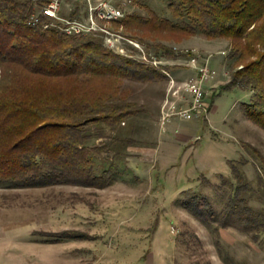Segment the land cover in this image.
Segmentation results:
<instances>
[{
	"label": "rangeland",
	"instance_id": "obj_1",
	"mask_svg": "<svg viewBox=\"0 0 264 264\" xmlns=\"http://www.w3.org/2000/svg\"><path fill=\"white\" fill-rule=\"evenodd\" d=\"M143 1L160 16L173 18L167 0ZM112 2L121 3L127 14L149 16L137 0ZM76 10L75 17H86L84 0H63L61 15L70 18ZM110 27L156 57L158 43L175 47L182 55L187 49H195L217 70L206 83L208 105L216 98L214 93H222L207 115L174 119L169 131L163 132L159 120L170 88L167 80L124 79L122 88L129 100L137 102L143 111L115 130L89 126L92 132L101 129L106 135L94 136L92 146L112 142L109 151L95 155L98 172L112 162L117 164L112 183L99 188L0 182V264L38 260L45 264L143 263L152 250L156 231L158 243L165 236L173 241V264H264V231L256 240V229L240 222L237 208L225 216L236 184L231 159L245 172L248 182V190L241 197L264 212V128L248 118L243 107L254 92L239 87L223 91L234 70L231 41L154 30L149 32L152 38H142L138 30L131 32L115 23ZM93 36L104 40L100 33ZM124 45L138 59L140 49L127 40ZM171 66H176L171 72L180 80L190 77L187 67ZM186 124L197 125L189 133L191 140L173 137ZM169 136L174 143L164 145L163 137ZM197 193L211 201L214 214L208 213L209 222L199 220L182 205ZM69 237L77 238L75 247H87L68 252L73 245L58 242Z\"/></svg>",
	"mask_w": 264,
	"mask_h": 264
},
{
	"label": "trees",
	"instance_id": "obj_2",
	"mask_svg": "<svg viewBox=\"0 0 264 264\" xmlns=\"http://www.w3.org/2000/svg\"><path fill=\"white\" fill-rule=\"evenodd\" d=\"M47 1L0 0V182L104 188L112 183L118 166L112 162L98 172L95 155L109 151L112 142L92 146L94 136L106 135L101 129L92 132L89 126L115 130L143 111L129 100L122 88L124 79L166 80L164 69L176 66H155L125 56L93 34L69 35L58 26L46 27L44 16L33 23V14ZM137 1L149 16L130 12L115 24L138 30L142 38L151 37L154 30L229 39L234 70L223 91L234 87L253 91L243 107L247 117L264 128V0H167L173 18ZM156 47L159 57L181 56L170 45ZM236 163L229 161L236 184L225 216L239 209L240 222L256 229L254 238L259 240L264 212L241 197L248 182ZM182 205L205 223L208 213L214 214L210 199L198 193Z\"/></svg>",
	"mask_w": 264,
	"mask_h": 264
},
{
	"label": "built area",
	"instance_id": "obj_3",
	"mask_svg": "<svg viewBox=\"0 0 264 264\" xmlns=\"http://www.w3.org/2000/svg\"><path fill=\"white\" fill-rule=\"evenodd\" d=\"M62 3L63 0H48L40 6L39 11L33 14L32 22L37 23L41 16H44L48 19L46 27L58 26L69 35L100 33L104 36V43L109 48L120 54L135 57L127 52L124 45V40H127L140 49L141 53L138 55V59L144 63L155 66L181 65L191 71L190 77L180 80L171 70L164 69L170 88L165 97L159 120L163 132L169 131L168 126L174 119L193 120L208 114L206 83L217 74V70L210 65L209 58L195 49H187L183 56L174 47L182 55L177 58L181 61L170 62V58L156 57L147 52L140 44L126 38L121 31L110 27L115 21H120L127 15L126 8L121 3L115 4L112 0H84L87 12L86 17L83 18H67L61 15ZM120 27L123 28V25L121 24Z\"/></svg>",
	"mask_w": 264,
	"mask_h": 264
},
{
	"label": "crops",
	"instance_id": "obj_4",
	"mask_svg": "<svg viewBox=\"0 0 264 264\" xmlns=\"http://www.w3.org/2000/svg\"><path fill=\"white\" fill-rule=\"evenodd\" d=\"M188 73H191V71L189 70ZM219 76V75H218ZM217 78V77H216ZM197 123V122H196ZM197 126V125H196ZM196 126H190L188 124L185 125V127L183 129H181L182 131L178 134H174L173 137H177V138H182L185 137V138H188V140H191L189 139V135L194 131L195 127ZM190 133V134H189ZM171 135V134H170ZM162 138V137H161ZM172 144L174 143V139L169 136V137H163V144L166 145V144ZM156 235L154 236L153 240H152V250L151 252L148 253L149 256H146L144 257L143 259V263H139L137 262L136 264H173L171 261H170V256L172 254V249H173V241H171L169 238H167L165 236V240L162 242V241H159L158 243V234L159 232L156 231L155 233ZM77 238L76 237H69V238H64L63 240H61L60 242H58V244H62V245H73V247H69L68 248V252H72L73 251H76L77 249H82V247H87L85 246H79L80 248H77L75 247L76 244H77ZM84 243H87V242H84ZM75 247V248H74ZM27 264H45L43 260L41 261H37L36 263L35 262H28ZM135 264V263H134Z\"/></svg>",
	"mask_w": 264,
	"mask_h": 264
}]
</instances>
